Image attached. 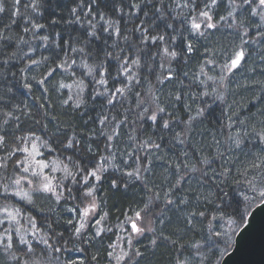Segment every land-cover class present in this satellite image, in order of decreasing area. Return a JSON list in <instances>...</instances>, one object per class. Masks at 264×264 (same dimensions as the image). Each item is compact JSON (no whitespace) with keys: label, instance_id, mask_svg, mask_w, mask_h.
Here are the masks:
<instances>
[{"label":"trees","instance_id":"16d2710c","mask_svg":"<svg viewBox=\"0 0 264 264\" xmlns=\"http://www.w3.org/2000/svg\"><path fill=\"white\" fill-rule=\"evenodd\" d=\"M33 3L0 0L4 7L0 35L8 37L0 39V136L4 137L0 164L7 165L0 169V185L7 182L5 176L14 178L19 172L15 165L22 155L14 149L20 137H30L48 164L62 168L55 176L60 199L57 202L51 195L36 193L30 204L18 203L10 195L0 197V206L2 200L11 201V208L21 210L18 226L27 227L26 239L37 256H45V264H117L115 257L125 252L129 257L119 264H219L243 225L237 209L245 219L260 203L244 202L245 186L234 183L245 162L260 154V146L254 147L256 142L249 137L242 150L225 151L230 147L225 137L240 129V120L258 127L264 119V21L260 15H252L258 4H244L243 0H216L214 5L212 0H35L34 11ZM133 4L139 7L133 8ZM89 7L91 13L86 15ZM204 11L218 28L195 34L187 24L192 18H201L199 13ZM33 24L44 27L33 30ZM144 29L149 37L163 35L164 42L149 39L142 43ZM89 31L96 36H88ZM43 36L49 39L45 41ZM69 41L72 47H83L84 53L71 52ZM189 43L191 53L186 47ZM165 47L176 51L177 57L158 54ZM240 50L245 54L241 66L230 73L222 70ZM107 52L112 56H106ZM133 59H139V67L131 64ZM85 64L93 66L91 75L86 74ZM122 66L129 72L122 74ZM100 71L105 72L106 84L95 82L101 79ZM169 73L172 78L161 83L158 78ZM129 75L134 77L131 81ZM221 77H225L223 86ZM74 83L83 88L81 94L59 87ZM117 88L124 93L113 97ZM69 96L72 99L65 104ZM78 100L82 101L79 108L75 107ZM158 107L164 112L156 111ZM145 108L149 110L144 112ZM154 111L155 123L147 118ZM103 117H107L104 125L99 122ZM189 117L195 118L190 124ZM165 120L168 129L162 127ZM177 133L181 135L177 137ZM69 140L73 148L64 147ZM218 152L224 153L223 158ZM206 157L208 165L197 163ZM193 165L208 175L189 171ZM97 167L102 169L97 173L100 179L88 176L85 185L87 172ZM225 168L231 169V175L220 185L223 177L218 179L217 174ZM129 172L134 175L128 176ZM218 185L227 193L223 202ZM88 189L93 196L85 198ZM13 191L10 185L9 192ZM169 199L172 204L167 203ZM93 200L96 208L89 214H94L96 224L85 225L77 235L80 209ZM137 212L143 217L138 223L153 231L134 236L129 224ZM29 216L38 232L27 225ZM130 235L134 236L131 247ZM40 237L61 251L41 253ZM26 247L13 236L12 249L5 251L0 246V264H18V260L23 264L27 257L20 249ZM136 251L141 255L136 256Z\"/></svg>","mask_w":264,"mask_h":264},{"label":"snow or ice","instance_id":"6c2138e0","mask_svg":"<svg viewBox=\"0 0 264 264\" xmlns=\"http://www.w3.org/2000/svg\"><path fill=\"white\" fill-rule=\"evenodd\" d=\"M20 0H16V3H19ZM93 2H95V0H93ZM244 4H250V3H254L255 0H243ZM216 3V0H212V4L214 5ZM181 5H177V7H180ZM184 7H187V4L183 5ZM133 8H137L139 7V5L137 4H133L132 5ZM206 7H209L208 5H206ZM257 9H259L260 11H257ZM33 10L35 11V0L33 3ZM4 11V7L2 6V4H0V12ZM73 13L76 12V9L74 8ZM157 11H159V9H157ZM91 13V7H89L88 13ZM262 13H264V0H259V4L257 5V8H253L252 10V15L256 16V15H260L261 16V20L264 21V15H262ZM13 15H15V13H13ZM145 15H147V13H145ZM229 15H231V13H229ZM199 16L206 18V21H211L212 17L209 16L208 12L204 11V12H200ZM79 20V18H77ZM101 20L104 19L103 15H101L100 17ZM221 19H224V17H221ZM13 23H15V21H13ZM53 23H55V21H53ZM33 30L35 29H39V28H43L44 25H40V24H33ZM93 28H95V25H92ZM168 27H172V25H168ZM191 30L193 31V33L199 32L201 29V22H197V18H193V20L191 21L190 24ZM206 27L207 28H214L216 27L215 24L211 23V22H207L206 23ZM28 28H25L24 31H28ZM137 30H140L139 28ZM104 31L107 32L108 28H104ZM143 39H142V43L146 42L147 40L151 39V41H153L154 43L156 41H161L164 42L165 37L163 35H158V36H151L149 37L147 35V29L143 30ZM116 34L119 35V30H116ZM88 36L90 37H95L96 33L95 31H89L88 32ZM0 39H8V37L2 36L0 35ZM43 40L47 41L49 38L48 36H43L42 37ZM97 39H99V37H97ZM125 39H127V37H125ZM173 40L175 39V37L172 38ZM69 44L70 50L73 53L76 52H80V53H84V48L83 47H72L71 46V42H66ZM187 47V51L189 53H191L193 51V46L191 43L186 45ZM164 57H171V58H176L178 53L176 51H169V49L167 47H165L161 53H158ZM106 56L110 57L112 56L111 52H107L105 53ZM245 59V54L243 50L240 51H235L232 55V57H230V63H226L225 65H223L222 70H225L227 72H232L234 69H238L241 66V62ZM32 63H37V61H32ZM73 64H75V60H73ZM128 64V60L127 58H125L124 60V65ZM132 65H135L137 67L140 66V61L139 59H133L131 61ZM85 67L88 68V72L86 74L91 75L92 71H93V66H89V65H83ZM59 67V65H58ZM123 67V73H128L129 72V68L127 66H122ZM161 68H163V64H161ZM51 75V73L49 74ZM99 75L101 77V79L95 81L97 84H106L107 81L106 79H104L105 77V72L104 71H100ZM134 77L129 75L128 79L129 81H131ZM172 78V74L169 73V75L167 77H163V78H158L159 81L161 83H163V80L165 79H171ZM225 79V77H221V86H223V80ZM137 83H139V81L137 80ZM80 84H83V81L80 82ZM27 86V85H26ZM60 88H64V87H71L70 85H65V84H60L59 85ZM77 87H80V85H77ZM80 92H83V88L80 87ZM124 93V89L122 88H117L115 89V92L111 93V95L113 97H115L117 94L123 95ZM140 93H137V96H139ZM72 99V96H69L68 100H65L64 103L67 104L69 102V100ZM176 99H180L179 96L176 97ZM82 101H79L76 103L75 107L79 108L80 103ZM108 104H112L113 100L109 99ZM149 109L145 108L144 112H147ZM156 111L158 112H164V108L158 107L156 109ZM202 114V113H200ZM261 116H264V112H261ZM141 118H143V116H141ZM115 119V118H113ZM149 120L153 121V123H155L157 121V115L156 112L154 111L152 113L151 116L148 117ZM195 119L194 117H189V124L190 122ZM107 121V117H103L100 119V124L104 125ZM239 125H240V129L237 130L235 133H229L226 137H225V143L229 144L230 147L226 148L225 151L231 152L233 148L237 149V150H242V146H246V141H248L249 137L254 138L256 144L253 145L254 147L256 145H259V153L258 155H255L253 158L248 159L245 164L243 165V171H238L237 175L240 177L239 179H235L234 178V183L237 185H244L245 186V192L242 196V200L244 202H247L248 204H251L255 201H260L261 203H264V119L259 121L258 127L257 126H250L247 120H240L239 121ZM162 127L164 129H168L170 127L169 125V121L165 120L163 122ZM227 127L229 129H231L233 127L232 123H229L227 125ZM103 134V133H102ZM116 133L114 132L113 135H115ZM181 135V133H177V137H179ZM36 140L39 139V137L35 138ZM112 136H108V140H111ZM180 143H183V140L179 141ZM4 143V137L0 136V144ZM31 143L30 147H21V144H29ZM216 144L219 146L220 142L216 141ZM65 148H73V141L69 140L68 143L66 145H64ZM155 148L159 149L160 145L159 144H155L154 145ZM49 151H51V149H49ZM14 152H20V153H26L25 157L23 160H18L15 167L17 169H19V172L15 175V178H10V177H4V180L7 181L5 183H3L2 185H0V197H3L4 199H7L10 195L11 196H16L19 197L22 200H26L28 203H33L31 196L29 195V192H26L23 190V188L21 187L22 183H27L29 186H31V191L35 192V193H43V194H48V193H55V187L52 184L51 178L46 175L44 173V169L49 167V164L45 163L43 160H36L35 157L36 156H40L42 155L37 148V145L35 143V140H32L30 137H20L19 141L17 143V146L14 149ZM10 156L12 155L11 153L9 154ZM250 155V154H249ZM218 156L223 158L224 153L222 152H218ZM68 161L69 163L72 162V158L71 156L68 157ZM198 164H203V165H208L209 164V158H204L203 160H198L197 161ZM33 164L35 166H33ZM7 165L6 164H0V169H6ZM185 167H187V165H185ZM146 170V169H145ZM65 171L67 172L68 176L72 175V172L68 170L67 165H65ZM102 171V169L100 167H97L96 169L87 172V176L84 179V184L87 185L88 183V179L87 177H94L96 180L100 179V176L97 174L98 172ZM189 171L191 172H201V174L203 176H207L208 173L206 171H203L202 169L196 167L195 165H193ZM139 172L140 169L137 168L136 169V175L137 178H139ZM128 176H132L134 175V173L129 172L127 173ZM231 175V169L225 168V170L221 173L217 174V178L219 179L220 177H223V179H220V185H223L227 182V178L228 176ZM249 176H251V179H249ZM67 178V177H66ZM179 183V182H178ZM10 185H14L16 186L17 190L13 191V192H9V186ZM220 185H218V187L220 188V193H222V195L220 196L221 201L223 202V196H226L227 193L223 191V187H220ZM112 187H117V182L115 180H113L112 182ZM93 196V190L92 189H88V191H86L84 193V197L88 198V197H92ZM60 197L57 196V202H59ZM185 201H181V203H184ZM168 204H172L173 201L171 199H169L167 201ZM96 208L95 202L94 200L90 202L88 207H85L81 212H80V216L82 219L87 218L89 216V213L91 211H94ZM148 210V206L145 205V212H147ZM220 210L219 205H217V211ZM69 211H72V209H69ZM246 211V210H245ZM240 219V221L242 222L244 220V214L239 213V210L237 209V213H236ZM201 216H204L205 213L201 212L200 213ZM20 217H21V210L19 208H10L7 205H4L3 207H0V246H3L5 251H8L9 249L13 248V236H17L19 238V243L21 245H25L27 246L26 249L22 248L20 249V251L24 254L25 257H27V259H25L23 261V264H45V256H37L36 255V249L33 247L32 243L26 239V236L28 235V230L27 227H23V226H18L20 225ZM143 219L141 212H137L135 219L133 220V222L131 223V231L134 234V236H140L143 235L145 231H153V229L151 227H145L142 223H138L141 222ZM213 219H216V217H213ZM26 223L28 226H30L32 229L36 230V232L39 231V229H37L36 227V223L35 220L33 218L26 217L25 218ZM230 223H235V221L230 220ZM69 223H71V221H69ZM100 221H97V224H99ZM7 224V226H5ZM84 223H81L79 225V227H76L75 229V233L77 235L80 234L81 230L84 228ZM22 227H23V233H22ZM49 228H51V225H49ZM96 235L99 236L100 235V231L98 230L96 232ZM221 235V233H216V236L219 238ZM227 235V234H225ZM133 235H130L128 238V245L129 247H131L132 244V240L134 238ZM33 237L35 238V232L33 233ZM165 239H167V237H165ZM153 244L156 243L155 240L152 241ZM38 244H43L44 248L40 249L41 253H46L48 250H51V252L53 253H59L61 251L60 248L58 247H53V245L49 242V239H45L43 237H40L38 240ZM110 247L114 248V245H110ZM192 247L196 248L197 250H199L200 246L198 244H194ZM136 256H140L141 253L139 251L135 252ZM109 256H112V253H109ZM126 257H129V253L125 252L120 256H116L115 259L117 260V264H119V262L121 260H124ZM18 264H20L19 260H18ZM177 264H188V261H178Z\"/></svg>","mask_w":264,"mask_h":264},{"label":"water","instance_id":"95a60500","mask_svg":"<svg viewBox=\"0 0 264 264\" xmlns=\"http://www.w3.org/2000/svg\"><path fill=\"white\" fill-rule=\"evenodd\" d=\"M219 264H264V203L247 214Z\"/></svg>","mask_w":264,"mask_h":264},{"label":"rangeland","instance_id":"374dc122","mask_svg":"<svg viewBox=\"0 0 264 264\" xmlns=\"http://www.w3.org/2000/svg\"><path fill=\"white\" fill-rule=\"evenodd\" d=\"M255 4H259V0H255V2H254ZM210 16V15H209ZM193 20V18L191 19V21ZM219 20V22H220V24L222 23V21H221V19L219 18L218 19ZM191 21H190V23H188L187 25L190 27V24H191ZM197 22H201V29H200V31L199 32H196L195 34H200V33H202L203 31H205L206 29H208L207 27H206V23L207 22H211L212 23V19H211V21H206V18H204V17H201V18H199V19H197ZM191 28V27H190ZM218 28V26L216 25V27H214V28H210V31L211 30H215V29H217ZM192 31V30H191ZM193 32V31H192ZM245 39V42H247V39L246 38H244ZM229 63H230V61H229ZM77 85H79V84H77V83H74L73 85H71V87H69V90H71V91H74L73 92V95H76L77 94V92L76 91H78V92H80V87H81V85H80V87H77ZM97 88H94V91L96 90ZM84 91V90H83ZM82 92H80V94H81ZM147 118H148V116H147ZM31 146V144H28L26 147H30ZM20 153V152H19ZM20 155H22V160L24 159V157H25V155H26V153H20ZM35 159L36 160H43L45 163H47L48 164V162L49 161H46L44 158H43V156L42 155H40V156H36L35 157ZM99 163L100 164H103V161L100 159L99 160ZM33 166H35L34 164H33ZM62 168L59 166V165H57L56 163H53L52 165H50L49 164V167L48 168H46V169H44V173L46 174V175H48L50 178H51V181H52V184H53V186L55 187V193H48V194H43V193H41V194H43V195H51L53 198H55L56 200H57V187H56V183H55V176H57V175H59L60 173V170H61ZM15 178V177H14ZM14 186V185H13ZM21 187L23 188V190L24 191H26V192H29V195L30 196H33L34 194H36L35 192H32L31 191V186H29L27 183H22V185H21ZM17 190V188H16V186H14V191H16ZM30 192H32V193H30ZM14 200L15 201H17L18 203H20V201H21V203L24 201V202H27L26 200H22V199H20L19 197H16V196H14ZM4 205H7V206H9L10 208L12 207V205H14L13 204V202H7V203H5V200H2V205L0 206V207H3ZM82 211V209H80V212ZM81 223H84V225H95L96 224V220H95V218H94V214H89V216L87 217V218H84V219H82L81 218V216H80V221H79V223H78V225H80ZM132 223V222H131ZM130 223V224H131ZM130 224H129V229H131V226H130Z\"/></svg>","mask_w":264,"mask_h":264}]
</instances>
